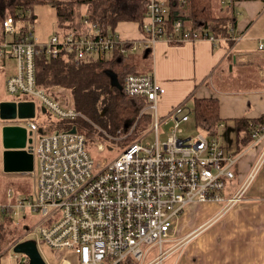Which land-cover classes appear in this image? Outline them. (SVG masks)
I'll return each mask as SVG.
<instances>
[{"label": "built area", "instance_id": "built-area-1", "mask_svg": "<svg viewBox=\"0 0 264 264\" xmlns=\"http://www.w3.org/2000/svg\"><path fill=\"white\" fill-rule=\"evenodd\" d=\"M178 2L184 5L186 0ZM169 13L164 0H147L140 38L125 40L117 33L104 36L84 20L86 32L60 31L45 45L37 43L32 22L18 26L7 13L0 26V63L14 61L15 72L6 81V92L16 97L15 101L39 102L45 112L59 120L82 118L95 134L116 141L123 134L110 135L70 104L61 103L37 87L36 58L41 54L55 58L64 53L88 62L111 57L115 51L121 57L149 51L160 40L170 44L219 41L206 31L193 33L182 20L168 27ZM234 30L231 28V40L237 43L244 34L234 36ZM258 49L264 51V39L259 40ZM120 90L148 101L138 120L148 115L150 123L142 135L109 161L97 163L92 158L86 134L77 127H73L76 132H72L73 128L49 132L38 121L28 120L27 140L32 142L27 149L31 147L38 163V170L30 172L37 180L35 194L33 198L0 204V214L24 219L29 212L39 216L12 248L33 240L28 238L32 235L37 246L46 244L63 255L58 264H74L65 257L68 254L76 257V264H156L173 250L165 246L171 243L174 221L187 206L219 202L232 207L242 199L258 170H252L235 195L225 197V190L236 180V165L243 156L225 147V123L218 125L215 135L202 130L194 137H184L193 110L184 101L161 116L158 103L166 90L154 75L130 74ZM138 120L129 135L136 130ZM167 125L166 139L162 141L161 130ZM261 132L256 128L254 137ZM152 135L154 142L147 140ZM122 140L124 137L119 141ZM97 146L100 152L105 151L102 144ZM12 196L9 191L10 200ZM154 248L159 249V254L148 261Z\"/></svg>", "mask_w": 264, "mask_h": 264}, {"label": "crops", "instance_id": "crops-1", "mask_svg": "<svg viewBox=\"0 0 264 264\" xmlns=\"http://www.w3.org/2000/svg\"><path fill=\"white\" fill-rule=\"evenodd\" d=\"M218 3L224 11L225 5L234 9V36L244 34L241 41L221 40L214 43L202 39L170 44L160 40L147 52L148 57L143 51L128 54L127 57L132 60L143 52L139 69L146 68L145 74L154 75L164 86L166 92L158 103L161 116L184 101L188 105L192 102L193 106L195 99H218L220 117L226 124L224 141H230L235 135L237 147L232 152L243 154L236 165L237 185L228 188L225 197L235 195L254 168L258 171L242 199L232 207L219 202L187 206L174 221L171 243L166 244V248L172 246L173 250L156 264H264V124L258 127L262 129L260 135L254 137V132L252 143L243 149L233 129L237 119L255 120L264 116V51L258 49L259 40L264 39V0H233L232 3L218 0ZM116 33L125 40L142 35L139 23L135 22L118 23ZM14 72V61L0 63V103L13 101L6 99L3 91L7 93L6 81ZM236 82L241 93L226 88ZM226 83L229 85L226 86ZM1 143L2 133L0 182L4 170V147ZM30 172L15 173L31 176L36 186V177ZM2 191L5 190L0 184V204L5 197L9 199L11 190L5 195ZM3 223L0 214V230ZM12 246L8 252L13 251ZM158 254V248L151 250L148 261ZM3 255L5 253L0 251V264Z\"/></svg>", "mask_w": 264, "mask_h": 264}, {"label": "trees", "instance_id": "trees-1", "mask_svg": "<svg viewBox=\"0 0 264 264\" xmlns=\"http://www.w3.org/2000/svg\"><path fill=\"white\" fill-rule=\"evenodd\" d=\"M164 1L170 8L168 27L174 21L182 20L193 33L206 31L219 41L232 42L231 28L235 25L232 6L225 5L224 11L218 0H186L184 5L178 0ZM44 3L55 9L60 24L65 28L62 31L75 29L86 32L87 29H84L83 25L84 20H87L90 26L99 28L104 36L114 35L120 22L139 23L142 29V20L147 11V0H0V26L7 11L12 13L16 22L26 19L34 21V16L29 18L26 15L27 10ZM82 8H85L84 13ZM144 52L147 54L148 51ZM129 58L121 57L119 51L113 52L111 57L103 56L88 62L78 61L72 55L64 53L55 58L41 54L36 58V85L56 100H59L60 95L54 93V88L67 91V104L75 110L83 113L110 135H127L138 120L141 110L148 104L145 98L129 96L118 86L130 74H143L139 64ZM110 73L116 76L118 84H113ZM193 107L195 126L210 135L217 134V127L222 122L218 99H195ZM43 110L45 108H42ZM149 123L148 115H143L138 120L139 128L148 126ZM263 124L264 116L255 120H235L233 129L242 143L241 149L252 143L256 128ZM39 125L49 132L77 127L86 134L87 139H91L95 134L90 124L82 118L42 121ZM6 218L9 221L11 216ZM5 228L3 223L0 230L1 241L4 240ZM10 234L12 237V233ZM14 242L15 239H12L9 244ZM25 258H21L18 264H28V258Z\"/></svg>", "mask_w": 264, "mask_h": 264}, {"label": "rangeland", "instance_id": "rangeland-1", "mask_svg": "<svg viewBox=\"0 0 264 264\" xmlns=\"http://www.w3.org/2000/svg\"><path fill=\"white\" fill-rule=\"evenodd\" d=\"M63 1H68V0H63ZM84 12H85V8H82V13ZM7 13H10L12 15L10 11H7L6 14ZM26 15L29 18L31 16H34V21L30 19H26V21L19 20L17 22V25L19 26L22 24H26L27 21L32 22V26L34 28V35L37 39V43L39 44H42V45L48 44L51 38L56 33H59L60 31L65 29L60 24V20L57 18L55 9L48 3L35 5L32 10H27ZM143 52H140V55L133 57L132 60L135 63L141 64L140 59L142 60V55L144 54ZM136 54H139V53H136ZM146 64L148 63L146 62ZM141 73L143 74L147 73L146 68H143V70H141ZM225 85L227 86L229 85V83H226ZM226 88L232 89L233 91L240 90L239 89L240 87L237 86V82L235 84L232 83V85H229ZM53 91L55 94L60 95L59 100L61 103L67 104V100H69L67 91L59 89V88H54ZM241 92L242 91H239L237 93H241ZM243 95L245 94H242L241 96ZM3 96L9 100L17 99L16 97L10 96L4 91H3ZM189 108H191L192 110L194 109V107L192 106V102L189 104ZM55 119L57 118L51 112L42 111L39 102H36L35 116L33 120H36L40 123L42 121H55ZM27 123H28V120H13V121L4 122L0 119V127L3 124L24 125L25 126ZM147 127L148 126L146 125L145 127L139 128L137 124L136 130L131 135H129V132L131 131V128L129 127L130 130L128 134L127 135L124 134L123 136L118 137L116 141H111L104 135L94 134L91 139H88L89 142L87 144V150L89 151L90 155L97 163L115 159L124 150V147L126 146V144H129L130 142L136 140L140 135H142L143 131L147 129ZM2 128H0V134L2 133ZM168 129H169L168 125L162 128L161 130L162 133L160 137L162 141L166 139L165 133ZM199 133H203V132L201 129H198L195 126L194 118L192 116L190 118V121L185 125L184 137H194ZM225 135H226V130L224 131V136ZM122 137H124V140L119 141L120 138ZM231 137L232 139L230 141L225 142V147L229 151H234L236 150V147H237L236 138H235V135H232ZM147 140L150 142H154L153 135L149 136ZM98 144H102L104 146L105 151L103 153L99 151L98 146H97ZM35 168L36 170H38V163L35 164ZM0 184H1V189L3 188L5 190V191H2L3 195H5V192L8 191L9 189L13 193L12 199L7 200V198L5 197L4 198L5 201L3 202V204L9 203V202L15 203L21 199H27L31 197L33 198L35 194V189H36L35 181L29 175H25L22 173H5L3 170ZM236 185H237V182L235 180L231 185L227 187V189L234 187ZM38 216L39 215L37 213L29 212V216L27 219L12 215L11 219L8 221V218H6L4 214L1 215L2 221L4 222L6 226L4 230V240L2 241L0 240V251L2 253H5V255H3L1 258V262H2L1 264H18V261L21 258L26 259L24 255L22 254L17 255L14 251H12V249L10 252H8V248L12 246V245L10 246L9 243L11 242L12 239H15L14 243H16L21 238H24L27 232V228L31 227L38 220ZM10 233H12V237ZM28 238L33 239L35 241V237H33L32 235L29 236ZM38 249L41 255L43 256L44 260H46L49 264H58L60 262V257H63L62 254H59L58 252L51 249L46 244H40L38 246ZM15 256L19 258H16ZM65 257L69 259L70 261H72L74 264H76V257L74 255L68 254Z\"/></svg>", "mask_w": 264, "mask_h": 264}, {"label": "water", "instance_id": "water-1", "mask_svg": "<svg viewBox=\"0 0 264 264\" xmlns=\"http://www.w3.org/2000/svg\"><path fill=\"white\" fill-rule=\"evenodd\" d=\"M149 52V51H148ZM113 84L117 78L110 73ZM120 88V85H118ZM36 104L27 101H4L0 103V119L4 122L13 120H31L35 116ZM46 111V110H43ZM72 132H76L73 128ZM28 129L24 125H5L2 128L3 167L7 173L30 172L34 169V156L31 147L27 149ZM13 251L28 258V264H46L34 240L22 241L14 245Z\"/></svg>", "mask_w": 264, "mask_h": 264}]
</instances>
